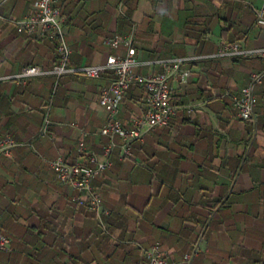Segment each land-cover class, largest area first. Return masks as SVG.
<instances>
[{"label":"crops","instance_id":"obj_1","mask_svg":"<svg viewBox=\"0 0 264 264\" xmlns=\"http://www.w3.org/2000/svg\"><path fill=\"white\" fill-rule=\"evenodd\" d=\"M53 6L63 17L73 66L112 63L124 47L105 39L133 34L137 59L194 58L184 67L198 79L187 86L171 79L177 110L170 125L133 143L128 158L114 151L111 168L93 182L109 211L101 219L74 202L49 162L62 156L76 163L81 142L102 154L107 139L98 133L107 111L99 95L113 74L0 81V135L20 144L11 158H0V227L11 242L0 264H137L156 244L170 260L199 244L193 264H264V81L256 89L255 120H240L232 107L251 74L264 70V59L208 57L224 44L264 46L256 22L264 0H53ZM31 12L32 0L0 4V78L55 64V41L11 22ZM149 72L159 69H137ZM146 109L145 90L135 85L120 121L130 126ZM46 110L50 125L41 137Z\"/></svg>","mask_w":264,"mask_h":264},{"label":"built area","instance_id":"obj_2","mask_svg":"<svg viewBox=\"0 0 264 264\" xmlns=\"http://www.w3.org/2000/svg\"><path fill=\"white\" fill-rule=\"evenodd\" d=\"M7 1L9 0H1L0 4ZM256 14L257 24L264 29V8L258 10ZM11 22L29 36L37 35L55 41L57 60L48 70L27 66L19 74L0 78V81H14L18 85H25L36 77L53 76L59 79L64 76H83L95 79L106 71L113 74V79L99 95V104L107 111L105 126L98 133L107 139L102 154L98 155L87 150L81 142L78 148L80 157L76 163L69 164L62 156H57L49 162L57 180L74 192V202L86 206L98 219H101L102 215H108L109 211L104 208L101 196L94 188V180L111 168L110 158L115 150H119L120 159L128 158L133 143L143 141L148 133L170 125L177 107L171 101L168 83L171 79L179 80L184 86L195 82L198 79L197 73L184 67L194 58L169 57L149 62L141 61L135 56L133 34H128L105 39L104 43L112 48L124 47V53L112 63L73 66L71 50L62 30L64 20L60 10L53 6V0H32V12L20 20H11ZM208 57L264 59V46L246 48L236 43L224 44L215 54ZM144 66L157 67L159 72L138 74L137 69ZM263 81L264 70L251 74L248 86L239 96L232 97V107L240 120H255L256 89L263 84ZM135 85L144 88L147 109L143 115L131 118L130 126H126L120 121L119 116L126 96ZM49 125V113L46 110L39 133L41 137L48 133ZM83 136L85 137L86 133ZM19 145L12 137L0 135V158H11L13 150ZM10 244V239L2 233L0 227V252L8 251ZM200 251L199 244L195 245L181 260L176 261L170 260L162 246L156 244L143 249L142 259L137 264H193L194 258Z\"/></svg>","mask_w":264,"mask_h":264},{"label":"trees","instance_id":"obj_3","mask_svg":"<svg viewBox=\"0 0 264 264\" xmlns=\"http://www.w3.org/2000/svg\"><path fill=\"white\" fill-rule=\"evenodd\" d=\"M51 41V40H50ZM51 42H53V41H51ZM55 49H56V44H55ZM56 60H57V53H56ZM56 60H55V62H56Z\"/></svg>","mask_w":264,"mask_h":264}]
</instances>
